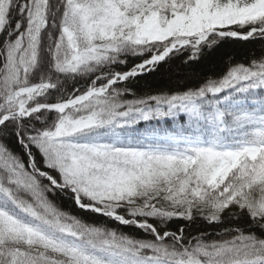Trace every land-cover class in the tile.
I'll return each instance as SVG.
<instances>
[{
  "label": "snow or ice",
  "instance_id": "obj_1",
  "mask_svg": "<svg viewBox=\"0 0 264 264\" xmlns=\"http://www.w3.org/2000/svg\"><path fill=\"white\" fill-rule=\"evenodd\" d=\"M0 264H264V0H0Z\"/></svg>",
  "mask_w": 264,
  "mask_h": 264
},
{
  "label": "trees",
  "instance_id": "obj_2",
  "mask_svg": "<svg viewBox=\"0 0 264 264\" xmlns=\"http://www.w3.org/2000/svg\"><path fill=\"white\" fill-rule=\"evenodd\" d=\"M259 48V43H233L229 41L223 46L220 53L217 56H214L209 63L197 67L195 69V74H193V72L184 73L177 71L175 74L169 73L167 75L160 74L151 76L139 81V86L136 88V93L137 95H144L147 93L156 94L160 90L167 91L169 89L180 87L195 86V84L200 78L203 77L205 73L210 74L212 71L219 73L224 70L225 54H231V58L243 62L250 50H259ZM176 63L179 64L180 61L177 60ZM56 202L63 209L72 210V204L70 201L56 198ZM178 223L183 222L178 221L173 223L172 228L174 229ZM186 228L192 234H196L200 231H207L209 233L214 231L212 227L208 226L202 221L187 225Z\"/></svg>",
  "mask_w": 264,
  "mask_h": 264
}]
</instances>
